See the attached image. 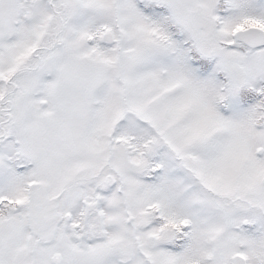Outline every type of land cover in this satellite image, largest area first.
Wrapping results in <instances>:
<instances>
[{"label": "snow or ice", "instance_id": "1", "mask_svg": "<svg viewBox=\"0 0 264 264\" xmlns=\"http://www.w3.org/2000/svg\"><path fill=\"white\" fill-rule=\"evenodd\" d=\"M0 264H264V0H0Z\"/></svg>", "mask_w": 264, "mask_h": 264}]
</instances>
